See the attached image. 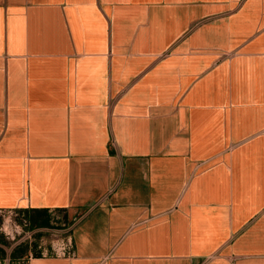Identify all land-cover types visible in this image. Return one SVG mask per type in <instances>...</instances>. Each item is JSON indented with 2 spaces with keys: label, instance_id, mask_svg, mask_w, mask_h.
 Returning <instances> with one entry per match:
<instances>
[{
  "label": "crops",
  "instance_id": "0c3cea01",
  "mask_svg": "<svg viewBox=\"0 0 264 264\" xmlns=\"http://www.w3.org/2000/svg\"><path fill=\"white\" fill-rule=\"evenodd\" d=\"M32 208L68 248L22 264H264V0H0V213Z\"/></svg>",
  "mask_w": 264,
  "mask_h": 264
},
{
  "label": "rangeland",
  "instance_id": "374dc122",
  "mask_svg": "<svg viewBox=\"0 0 264 264\" xmlns=\"http://www.w3.org/2000/svg\"><path fill=\"white\" fill-rule=\"evenodd\" d=\"M62 220V218H61ZM60 221L54 223V227L41 230L31 229L29 221L22 213H0V242L5 250L3 256L11 258L15 248L25 253L23 260L29 255L63 253L66 243V234L60 228ZM0 255H2L0 253ZM17 261V260H16ZM10 261L11 264H22L23 262Z\"/></svg>",
  "mask_w": 264,
  "mask_h": 264
},
{
  "label": "trees",
  "instance_id": "16d2710c",
  "mask_svg": "<svg viewBox=\"0 0 264 264\" xmlns=\"http://www.w3.org/2000/svg\"><path fill=\"white\" fill-rule=\"evenodd\" d=\"M24 216L27 217L30 227L37 228V227H54L52 223V214L48 211V209L44 208H32V209H22L19 211ZM4 249L0 248V253L3 257ZM25 253L21 252L19 248H15L11 253V260L16 261L24 256ZM40 255V254H36Z\"/></svg>",
  "mask_w": 264,
  "mask_h": 264
},
{
  "label": "built area",
  "instance_id": "2783aa9c",
  "mask_svg": "<svg viewBox=\"0 0 264 264\" xmlns=\"http://www.w3.org/2000/svg\"><path fill=\"white\" fill-rule=\"evenodd\" d=\"M64 245H66V246H63L62 249L64 250L63 253H66L68 246H67V244H64Z\"/></svg>",
  "mask_w": 264,
  "mask_h": 264
}]
</instances>
